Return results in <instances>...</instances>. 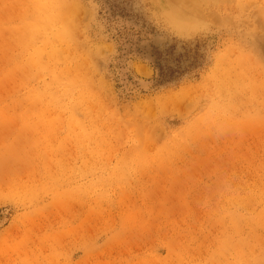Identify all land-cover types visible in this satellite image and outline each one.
<instances>
[{"label": "rangeland", "instance_id": "374dc122", "mask_svg": "<svg viewBox=\"0 0 264 264\" xmlns=\"http://www.w3.org/2000/svg\"><path fill=\"white\" fill-rule=\"evenodd\" d=\"M0 264H264V0H0Z\"/></svg>", "mask_w": 264, "mask_h": 264}]
</instances>
